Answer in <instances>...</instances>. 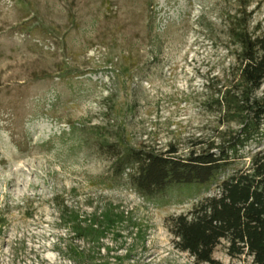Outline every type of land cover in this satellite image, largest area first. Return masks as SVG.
<instances>
[{
    "label": "rangeland",
    "instance_id": "374dc122",
    "mask_svg": "<svg viewBox=\"0 0 264 264\" xmlns=\"http://www.w3.org/2000/svg\"><path fill=\"white\" fill-rule=\"evenodd\" d=\"M237 4L0 0V264H209L179 250L171 227L218 186L155 204L115 175L99 141L185 155L238 130L218 103L236 71L227 21ZM248 9L250 29L264 30V0ZM260 149L264 138L241 148L234 167ZM108 205L124 220L92 262L74 261L70 245H90L59 213ZM213 255L251 261L231 257L225 240Z\"/></svg>",
    "mask_w": 264,
    "mask_h": 264
},
{
    "label": "trees",
    "instance_id": "16d2710c",
    "mask_svg": "<svg viewBox=\"0 0 264 264\" xmlns=\"http://www.w3.org/2000/svg\"><path fill=\"white\" fill-rule=\"evenodd\" d=\"M237 2L227 21L236 71L218 103L229 119L240 124L239 129L224 134L220 143L185 155L175 147L157 152L121 140L99 141L109 148L115 175L127 176L155 204L175 195L183 196L181 200L199 197L218 186V192L203 197L190 213L173 218L171 227L179 250L209 264H225L213 255L222 240L231 257L246 255L251 257L246 264H264V149L251 156L248 167H234L241 148L264 138V96L256 94L264 84V30L259 24L250 29L249 0ZM124 217L112 205L88 215L75 209L61 211L58 218L69 224L74 238L90 245L88 249L70 245L71 259L92 262L101 254L102 240ZM3 225L0 214V229Z\"/></svg>",
    "mask_w": 264,
    "mask_h": 264
}]
</instances>
